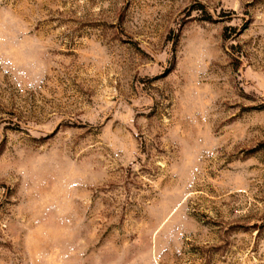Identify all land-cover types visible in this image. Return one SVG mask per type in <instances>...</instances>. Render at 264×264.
I'll return each instance as SVG.
<instances>
[{
    "label": "rangeland",
    "instance_id": "obj_1",
    "mask_svg": "<svg viewBox=\"0 0 264 264\" xmlns=\"http://www.w3.org/2000/svg\"><path fill=\"white\" fill-rule=\"evenodd\" d=\"M0 264H264V0H0Z\"/></svg>",
    "mask_w": 264,
    "mask_h": 264
}]
</instances>
